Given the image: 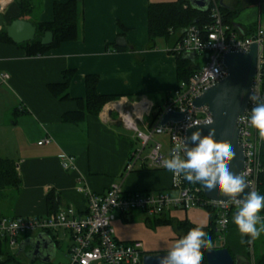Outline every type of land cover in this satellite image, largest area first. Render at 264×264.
Returning <instances> with one entry per match:
<instances>
[{
    "label": "crops",
    "instance_id": "0c3cea01",
    "mask_svg": "<svg viewBox=\"0 0 264 264\" xmlns=\"http://www.w3.org/2000/svg\"><path fill=\"white\" fill-rule=\"evenodd\" d=\"M68 1L31 0V12L21 15L17 0H0V35L7 37L5 26L18 19L33 26L49 23L53 20L54 3ZM75 1L81 3L82 12V34L78 40L63 42L32 57L8 37L11 42L0 41V73L8 75L5 82H0V157L14 163L19 179L13 187L0 188V218L46 217L50 214V192L59 199L56 211L71 207L80 216L87 209V192L101 195L112 185H121L130 193H175L171 190L172 173L166 169L137 168L124 174L137 142L133 132L123 126L120 114L132 112L140 129L139 118L148 122L156 103L177 86V57L171 50L182 29L176 34L170 31L169 38L157 37L153 48L148 45L149 6H168L179 0ZM232 1L223 0L222 4L230 6ZM234 23L242 30L241 36L253 34L258 26L264 27V2L241 11ZM119 38L124 39V47L116 44ZM133 54L141 57L139 62ZM89 76L97 77L99 95L115 97L97 115L84 110L79 113ZM65 116L71 118L65 120ZM45 138L50 142L38 146L37 142ZM65 157L73 159V166L66 170L61 166ZM78 188L84 191L79 192ZM123 219L116 214L112 223L115 239L122 243L141 242L147 255L168 253L175 240L187 232L177 229L179 224L200 227L207 233L211 230V249L226 247L228 229L224 234L216 229L213 210L178 208L161 217L134 212L130 222ZM55 233L22 236L14 248L0 240V253L14 257L15 261L9 264H51L60 246ZM215 233L222 234V243L213 242ZM39 235L47 242L51 239L47 248L41 245V256L34 255L31 246ZM68 236L66 258L72 244ZM260 236L257 246L254 239H249L244 250L228 252L254 264L255 257L264 255ZM202 252L205 261V251ZM47 254L49 260L42 261ZM2 257L0 262L5 261Z\"/></svg>",
    "mask_w": 264,
    "mask_h": 264
},
{
    "label": "built area",
    "instance_id": "2783aa9c",
    "mask_svg": "<svg viewBox=\"0 0 264 264\" xmlns=\"http://www.w3.org/2000/svg\"><path fill=\"white\" fill-rule=\"evenodd\" d=\"M210 24L197 27L189 26L182 32L180 41L172 48L175 56L183 58L196 57L193 62L196 71L186 80L177 84L163 100L156 112L151 113L148 122H143L139 129L132 112L120 114L123 126L133 132L138 146L130 153L124 168V174L136 170L165 169L161 161L164 158L162 145L153 139L156 135L167 134L171 150L176 144H182L183 150L177 152L181 158L185 155V132L193 126L205 125L211 122V116L206 107L196 109L193 101L206 90L225 79L228 75L223 64V55L229 52L247 54L252 45L257 46V67L252 82L248 105L237 119L238 144L243 150L244 165L240 175L245 177L250 191L258 192V179L263 172L260 160L262 140L248 123L250 111L258 104H264L262 92V66L264 52V27L258 26L253 34L241 36L223 24L220 0H208ZM200 59V63L198 61ZM193 61V60H192ZM8 75L0 73V82H5ZM168 112L184 113L179 122H160ZM49 139L37 142L38 146L48 144ZM150 146L147 155L145 150ZM63 169L73 166L72 158L61 160ZM79 192L84 190L77 189ZM171 190L161 192H125L121 185L110 186L104 194L86 193L87 209L83 216L71 207L58 210L43 218L17 217L13 219L0 218V240L6 241L10 248L17 246L20 237L34 232L45 234L66 230L70 233L72 244L68 250V264H141L144 255L141 242L122 243L115 239L112 223L116 214L126 215L139 212L152 217H161L171 209H211L216 212V229L224 234L229 226L231 215L237 211L231 199L227 202H214L206 199L199 183H189L183 179V174L172 173Z\"/></svg>",
    "mask_w": 264,
    "mask_h": 264
},
{
    "label": "trees",
    "instance_id": "16d2710c",
    "mask_svg": "<svg viewBox=\"0 0 264 264\" xmlns=\"http://www.w3.org/2000/svg\"><path fill=\"white\" fill-rule=\"evenodd\" d=\"M190 0H179L178 3L171 4L168 6H149V48L154 47V42L157 37H167L171 35L170 31H173V34L178 33L181 29L184 31L191 25L201 27L203 25L210 24L211 20L209 17V11H201L191 6ZM264 0H233L232 5L225 6L221 4V15L223 19V24L229 29L239 33L233 27L234 20L237 15L246 8L260 5ZM18 7L20 9L21 15H26L31 11V0H17ZM81 3L75 0H70L66 3H54L53 5V20L49 23H37L36 27V37L34 41L19 44L27 56H40L43 55L47 50L51 48L58 47L63 42L76 41L81 37L82 34V16H81ZM47 31L53 33V44L51 46H42L40 43V37ZM242 31V30H241ZM172 34V35H173ZM4 35V36H3ZM0 35V41L3 39L6 42H11L3 33ZM248 36L250 34H243ZM182 34L177 38L176 43L180 41ZM175 43V44H176ZM174 44V45H175ZM116 50L121 51L120 48ZM174 55V54H173ZM133 57L135 61L139 62L141 57L137 58L134 54ZM177 57V76L178 83L188 79L197 69L194 66L191 58H183L181 56ZM193 59H196L194 57ZM86 96L82 102H79V113H82L84 110L86 113L97 115L100 113L102 107L109 101L114 100L115 97L111 96H101L96 92V76H89L86 78ZM262 92L264 94V52H263V66H262ZM164 100V99H163ZM159 103H156L155 109L156 112L160 109ZM154 109V110H155ZM81 111V112H80ZM155 111L152 115L155 116ZM71 118L70 116H68ZM68 117H64L65 120H68ZM260 160L263 172L260 174L258 179V193L264 195V139L261 143L260 148ZM147 170V169H142ZM18 175L15 169V165L12 161L8 159H3L0 157V188L13 187L18 183ZM59 204V199L56 195L50 192L47 196V205L48 211L50 213L55 212ZM212 211L211 209H205ZM134 213L122 215L123 220L126 222L131 221V216ZM261 219H264V209L261 210ZM264 221V220H263ZM189 226L185 224H179L177 229L179 230H189ZM212 232L208 230V233ZM187 233V232H186ZM185 233V234H186ZM206 236L207 232H204ZM53 239V237H52ZM226 249L231 252L234 248L235 250H244L249 242L248 236H242L232 222L229 223L228 231L226 233ZM261 242L264 244V233L260 236ZM254 242V241H253ZM6 243V241H3ZM234 251V250H233ZM4 253V252H3ZM0 253L2 258L5 259L4 262L0 264H9L13 263L14 257L8 256L7 253ZM3 254V255H2ZM202 264H205L203 252H201ZM254 264H264V255L257 256L254 259Z\"/></svg>",
    "mask_w": 264,
    "mask_h": 264
},
{
    "label": "water",
    "instance_id": "95a60500",
    "mask_svg": "<svg viewBox=\"0 0 264 264\" xmlns=\"http://www.w3.org/2000/svg\"><path fill=\"white\" fill-rule=\"evenodd\" d=\"M223 0H220L222 4ZM191 6L201 11H207L209 7L208 0H191ZM233 27L239 32L241 29L235 23ZM7 37L14 44H23L34 41L36 37V27L25 20H14L9 25L5 26ZM42 46H51L53 44V33L45 32L40 37ZM118 46L126 45L123 38L116 41ZM223 64L227 69V77L208 90L201 96L197 97L192 105L199 109L206 107L211 116V122L205 125L193 126L185 132V148L190 149L196 142L191 140L194 132H199L200 135L208 136L211 133L212 139L216 142L225 144L233 153V158L228 162V171L235 175H240L244 165L243 150L238 144V129L237 119L245 111L249 96L251 95L252 82L255 76L257 67V46L252 45L247 54L241 53H226L223 55ZM184 113L168 112L160 122L165 125L167 122H179L183 119ZM202 187L203 195L206 199L214 202H227L230 198L216 189L208 190ZM249 192V187L238 194L236 199H243ZM237 212V211H235ZM51 243L41 237H37L33 242L32 249L34 255H40V247L43 245L47 248ZM167 256V253L162 254H144L141 259V264H161V260ZM49 254L42 261L49 260ZM206 264H250L247 260L241 257H232L227 249H211L205 251Z\"/></svg>",
    "mask_w": 264,
    "mask_h": 264
},
{
    "label": "clouds",
    "instance_id": "9594fccd",
    "mask_svg": "<svg viewBox=\"0 0 264 264\" xmlns=\"http://www.w3.org/2000/svg\"><path fill=\"white\" fill-rule=\"evenodd\" d=\"M249 99L255 101V95ZM248 123L256 131L259 138L264 139V104H258L250 111ZM191 140L196 142L193 147L185 150L186 159L176 153L183 150L182 144H176L171 150V158L163 159L162 166L169 172L183 174L189 183H199L208 190L216 189L228 196L237 209L233 217L237 231L242 236L256 239L264 233V221L261 210L264 209V195L250 191L237 200L238 194L247 187L243 175H233L228 171V162L233 158L228 146L208 136L194 132ZM212 243L200 227L190 228L185 235L175 240L167 256L161 264H202L201 252L211 250Z\"/></svg>",
    "mask_w": 264,
    "mask_h": 264
},
{
    "label": "rangeland",
    "instance_id": "374dc122",
    "mask_svg": "<svg viewBox=\"0 0 264 264\" xmlns=\"http://www.w3.org/2000/svg\"><path fill=\"white\" fill-rule=\"evenodd\" d=\"M198 61H199V63L201 62L200 59H198ZM158 103H159V106H161L163 104V101H160ZM154 111L156 112V109ZM153 140L162 145V153L164 154V158L165 159L169 158L170 142H169L168 135L167 134L156 135ZM137 146H138V143H137ZM149 149H150V146H148V148L145 150L144 155L148 154ZM188 209H190V208H188ZM38 233L39 232H34V233L30 234V236L36 237ZM68 235H70V233L66 230L60 229L57 231V236H58V239L60 241V246L56 252V257L51 264H64L65 262L68 263L69 257L66 258V255H65L66 251H67V247L69 246V242H70ZM258 240H259L258 237L256 239H254V245L255 246H257V244H258V242H259ZM222 241H223L222 234L215 233V238H214L213 242L215 244H220V243H222ZM5 248H6V246L5 247L3 246V249H5ZM7 249H8V247L5 249L6 252H9V250H7ZM232 250H235V249L233 248ZM235 251H237V250H235ZM10 253L14 255V253H12L11 251H10ZM22 261L25 262V259H22Z\"/></svg>",
    "mask_w": 264,
    "mask_h": 264
}]
</instances>
